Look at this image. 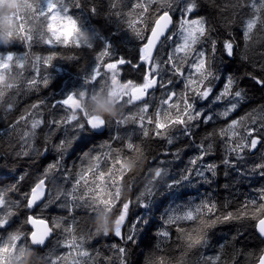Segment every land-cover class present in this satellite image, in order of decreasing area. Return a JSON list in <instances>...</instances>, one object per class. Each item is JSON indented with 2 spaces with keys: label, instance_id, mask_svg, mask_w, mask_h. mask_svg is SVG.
Segmentation results:
<instances>
[{
  "label": "trees",
  "instance_id": "1",
  "mask_svg": "<svg viewBox=\"0 0 264 264\" xmlns=\"http://www.w3.org/2000/svg\"><path fill=\"white\" fill-rule=\"evenodd\" d=\"M4 1L14 6L18 3V0ZM137 2L79 0V7H76L73 0H61L70 9L68 15L77 20L81 28L79 33H73L64 14L60 13L61 17L51 19L53 13L39 16L37 9L36 18L25 25L29 30L26 34L33 37L31 41L13 39L18 23H10L9 19L0 16V56L12 53L14 57L7 71L0 69V72L5 73L6 82L14 85L11 89L4 88L5 95L0 98V195L6 201L0 206V218L12 213L8 217V224L0 227V246L8 243L9 237L15 232L29 234L28 218L31 215L57 225L48 248L41 250L44 254L31 247H20L26 240L18 241L17 251L9 257V264H47L42 258L45 254L55 264H122L123 260H126V264H166L163 259L150 254L154 240L160 250L172 243L176 245L178 260L174 264H217V257L219 264H256L260 258V254L254 255L250 248L256 230L252 226L254 221L247 218L243 224L221 221L207 229V246H197L194 240L201 229L205 228L209 214L204 205L208 202L215 205L212 209L214 218L224 217L217 215L221 198L226 207H236V211L231 213L233 217L259 215L261 206H264V193L261 192L264 189V178L258 175L241 177L223 164V172L219 167L218 174L210 178V183L199 176H193L170 190L167 185L171 183L169 173L179 179L187 169L200 168L208 162L219 164L220 153L225 158L226 145L218 132V137L211 140L213 154L204 157L203 161L197 159L199 145L208 143L206 136L199 135L202 130L223 123L222 128L227 137L238 140L241 129L251 124L246 114L264 107L263 103L240 114L256 100V87H260L264 97V87L257 85L248 76L251 73L264 78V31H261L259 21L253 30L252 39L247 42V48L243 37L248 19L258 16L264 20V8L257 2L256 8L261 9L257 12L250 0H215L214 4L209 0H199L200 7L193 16L204 17L212 30V36L218 41L214 59L220 78L212 81L214 94L224 91L225 78L230 73L237 78L238 86L245 90L246 98L227 120L217 118L210 124H200L193 129L194 137L189 139L180 134L178 125H171V120L175 119V109L160 104L165 89L159 86L149 89L141 100L128 105L120 102L122 97L127 99L125 90L114 92L117 86L127 88L123 83L129 80L136 84L144 82L147 64H142L139 57L140 48L149 31L138 20L141 10L134 7ZM139 3L142 6L147 3L149 13L153 8L166 7L161 4V0H155L154 3L139 0ZM239 4H243V7H238ZM180 15L177 7L172 12L177 21L172 33L175 38L163 41L153 57L155 61L166 60L173 53L174 47L183 43L178 25ZM144 19L148 21V16L145 15ZM49 24L51 31L48 30ZM235 30L237 35L234 40L232 33ZM49 39L52 42L46 43ZM226 39L234 43L232 57H227L223 52L222 42ZM106 46L108 54L104 55ZM201 47L206 46L196 45L197 49ZM245 55L247 60L242 59ZM175 56L180 59L184 53H176ZM121 57L140 67L134 68L129 64L120 66L118 79L121 82L113 81L104 75V65ZM192 59L190 55L186 60H180L183 77L165 70L163 64L160 66L164 81H173L168 87L176 93L177 103L189 78L193 81L189 84L190 91L199 77L191 65ZM95 68L100 69L101 78L85 87L84 80L90 77ZM45 79L48 81L47 86L44 84ZM32 80L36 83L29 85L28 82ZM247 82L250 87H246ZM0 87H6L3 81H0ZM75 92L77 99L74 105L77 104L79 111L56 104ZM101 101L111 105V114L95 112L96 104ZM227 103L228 98H225L223 102L210 107L220 113ZM53 104L56 106L53 107ZM145 104L148 107L142 113ZM32 105L38 107L34 109ZM76 111L81 121L83 113L88 117L100 115L106 121H121L124 125L113 122L102 135L90 130L80 131L75 127L77 121L68 122ZM254 118L259 119V116L254 114ZM35 120L41 123L32 129ZM150 120L152 123H149ZM231 120L240 123L229 130L228 123ZM156 122L170 125L159 130L161 136L154 135L157 131ZM141 124L143 127H140ZM145 131L148 132L147 136L143 134ZM24 133L29 135L25 137ZM168 139H172L173 143L168 144ZM231 139L227 143L228 148L231 147ZM61 141L67 142L62 159L61 152L56 148ZM129 142L134 145L133 149L127 147ZM45 146L46 152L43 151ZM24 152L29 154L23 155ZM262 155L264 147L254 155L245 152V159L240 161L238 167L250 168L261 161ZM193 159H197L196 165L190 164ZM58 160L59 169L55 172L57 179H51L50 174L48 180L50 192L47 201L39 208L29 210L24 207L23 194L29 193L35 182L42 178L45 169ZM116 160L122 164L113 168ZM158 169L161 173L159 178L156 177ZM112 173H115V180L110 178ZM21 176L23 180L19 179ZM14 187L15 190H12ZM62 193H72L77 198L81 193H84L85 198L95 195L99 200L107 198L111 193L113 201L111 206L98 204L93 214L84 207L69 212L65 205L72 201ZM140 193L149 202V208H141L136 202ZM129 199L132 203L122 233L126 235L138 217H146L149 224L146 228L142 224L138 225L137 242L125 245L123 240L112 234L103 236L99 222L102 220L106 225L114 224L115 231L120 226L117 221L122 201ZM76 203L81 201L77 199ZM197 207H201V212H196ZM190 210L193 219L181 218ZM160 231H167L169 236L159 235ZM90 234L94 237L81 245L79 237L87 238ZM113 245L126 246V257H122Z\"/></svg>",
  "mask_w": 264,
  "mask_h": 264
},
{
  "label": "snow or ice",
  "instance_id": "2",
  "mask_svg": "<svg viewBox=\"0 0 264 264\" xmlns=\"http://www.w3.org/2000/svg\"><path fill=\"white\" fill-rule=\"evenodd\" d=\"M149 2L154 3L155 0H149ZM210 3H215V0H209ZM259 2L261 8H264V0H250L251 6L259 12L261 9L256 8V3ZM42 3L44 6H42ZM41 2H37V0H33L32 3L26 4L25 12L23 14H19L18 19V28L17 31L13 34V39H23L27 41H31L33 39L32 35L26 34L29 30L26 29L25 25L29 22V20L35 19L37 16V9H39V16H47L49 13H53L50 17L51 19H55L57 15L63 13L68 21V24L76 35L81 30L77 25V20L73 18L71 15H68L70 9L69 7L61 3V0H42ZM74 6L79 7V0H73ZM162 5H166V7L162 6L159 9L153 8L151 13L148 11V4H144L143 6L138 2L134 5L136 8H140L141 12L138 15V20L141 26L147 28L150 32V36L145 37L146 43L140 48V61L142 64H147V68L144 75V82L142 84H136L133 81L129 80L126 83H123L129 90L127 99L122 97L120 102L122 104H131L133 101H139L143 98V96L147 93L149 89H152L156 86L165 89L166 91L161 96L160 104L162 106H172L175 109V119L171 120V125H178L180 127V134L192 139L194 137L193 129L198 128L200 124H210L217 118H223L227 120L230 114L235 111L240 103L244 101L246 98V92L242 88L238 86L237 78L232 76L230 73L226 76V87L224 91L214 94V86L212 84L213 80H218L219 77V69L215 67V55H216V44L218 41L212 36V30L210 29L207 20L204 17L193 16L200 7L199 0H176L173 3V0H161ZM238 7H243V4L237 5ZM180 11L181 15L179 17L178 25L180 36L182 37V44H178L174 47V51L172 54H169L167 59L164 61H155L153 59L152 53L153 50L157 48V45L162 44L164 40H168L170 38L174 39V34L169 33V27L173 24L172 12L176 10ZM95 11V9H93ZM148 16V21H145L144 16ZM258 21L260 23L261 31H264V20H261L258 16L250 18L247 20L245 29L243 32V37L245 40V48H247V42L252 39V33L254 28L257 27ZM48 30L51 31V25L49 24ZM135 33V29H133ZM43 38V35H41ZM46 43H51L52 41L49 39L45 41ZM62 42V41H61ZM77 44H79L77 42ZM202 44L206 47H201L199 49L196 48V45ZM210 45V47H207ZM223 52L227 57H232L234 55V43L231 39H226L222 42ZM184 53V57L177 59L176 53ZM108 54V46H106V50L104 55ZM192 56L193 59L191 61V65L195 68L196 72L199 73V77L194 82L195 87H192L189 91V84L193 83L189 78V83L185 85V91L181 93L179 103L176 102V93L170 89L168 86L173 83L171 79L164 81L163 76L161 75L160 66L164 65L165 70H170L173 74L179 75L181 77L184 76V72L180 67V60H186L189 56ZM211 57V59H210ZM14 57L12 53H8L5 56H0V69L7 71ZM242 59L247 60V56H243ZM129 64L134 68L140 67L139 64H133L132 61L127 60L125 58H117L114 62H109L104 65L106 71L104 73L105 76L111 77L113 81H119L118 76L120 74V66ZM22 67V65H20ZM264 70V69H262ZM249 78L253 79L255 83L261 87H264V78L256 77L255 75L249 73ZM98 78H101V72L99 68H95L91 73L90 77L84 80V85L86 87L89 83H95ZM0 81H3L6 87H0V98L5 95L4 88L11 89L14 87L12 83L6 82V77L4 72H0ZM29 85L35 84L36 81L32 80L28 82ZM48 81L45 79L44 84L47 86ZM84 87V88H85ZM225 98H228V103L225 106L224 110L220 113H216L214 108L210 107V105H214L217 103H221ZM77 99V94L72 93L68 94L65 99L62 101H57L56 104L67 105L70 106L71 109L75 107L74 101ZM56 104L52 106L55 107ZM183 105L181 108L180 105ZM199 105V107H198ZM11 107V106H9ZM35 109L38 106L32 105ZM147 104L145 107L141 109V112L147 110ZM78 110V109H77ZM79 111V110H78ZM80 113V112H79ZM160 113L158 112L157 115ZM254 114L259 116V119L254 118ZM167 115V113H165ZM246 118L251 121V124L246 129L242 128L239 134V139H231L227 137L225 129H220L219 135L222 141L225 143V158L222 160L224 165H227L229 168L233 169L239 176L241 177H249L250 175H258L261 178H264V155L261 157V161L259 163L253 164L250 168L246 167H238L240 161L245 159V152L250 154H255L260 148L264 147V107H261L259 110H253L252 113L246 114ZM23 119V117H22ZM77 121L75 127L80 131H102L107 125L115 122L117 125H124L121 121H104L100 120L98 122L93 121L90 117L84 115L82 113V121L81 117L74 113L70 116L68 122ZM39 120H35L32 123V129H36L40 125ZM55 123V121L53 122ZM149 123H152L150 120ZM240 121L231 120L228 123V129H233ZM170 126L161 124L156 122L155 127L157 131L154 133L156 136H161L162 133L159 131L160 129ZM143 127V124L140 125ZM144 136L148 135V132L145 131ZM29 134L24 133V136L27 137ZM216 132H212L207 134L206 140L208 143H201L199 145V156L197 159L203 161L204 157L208 155H212L213 144L211 140L214 136H216ZM235 135V133H234ZM231 139V147H227L228 141ZM168 144H172L173 140L168 139ZM67 142L61 141V143L56 146L57 150L62 153L66 150ZM127 147L129 149H133L134 145L129 142ZM43 151H47V147L45 146ZM136 151L140 152L139 149ZM28 152H24L23 155H28ZM143 155V153H140ZM19 155V153H18ZM197 159H193L190 161V164L196 165ZM124 162V161H123ZM121 161L116 160L115 164L112 165L113 168L117 166H121ZM220 167L218 163L208 162L201 166L200 168H190L185 171V173L179 178H175L169 173V180L171 183L167 185V189H172L175 186L179 185L182 182L189 181L193 176H199L203 180L211 182L210 178L215 177L217 173V169ZM59 169V160L49 165L45 171L42 173V178H40L37 182H35L34 186L31 188L29 193H25L24 195V207L31 210L33 207L37 205V202L42 199L50 190L48 189V180L57 179L55 176V172ZM160 170L158 169L156 172V177L159 178ZM227 174V173H226ZM103 175V173H101ZM151 175V173H150ZM110 178L115 180V173H112ZM23 180L24 177L21 176L19 178ZM77 184L80 183L79 180L76 181ZM114 187V185L112 186ZM15 190V187L12 189ZM91 191V190H89ZM264 193V189L261 190ZM62 195L68 196L71 203L65 205L69 212L79 208L84 207L89 210L91 214L94 213L95 207L98 204H105L111 206L113 201V197L111 193L108 194V197L99 200L95 195L88 196L85 198L84 193H81L79 198L75 197L72 193H62ZM79 199L81 203H76V200ZM136 202L139 204L141 208L147 209L150 207L149 202L144 199V194H139L136 198ZM6 203L3 195H0V206H3ZM132 200L129 199L127 201H122V208L118 212V225L119 227L112 233H104L103 236L107 237L109 234L114 235L117 238H120L124 241L125 245L128 243H136V229L138 225H143L145 228L148 226L149 221L146 217H138L135 224L132 225L131 229L128 231L126 235L122 233V226L128 216L130 205ZM215 205L211 202H208L204 205V208L208 211V217L206 220L205 228L201 229L200 234L194 240V244L197 246H207L209 243L207 229L214 227L218 222H232V223H240L243 224L247 219H250L253 222V228L256 230L258 236L264 240V206H261V211L259 215L248 217L246 216H238L233 217L231 214L225 215L222 218H214L215 213L212 212V209ZM196 212H201V207H197ZM12 213L9 212L3 218H0V227H5L8 224V217L11 216ZM183 219L191 220L193 219V212L188 211ZM29 221L35 223V220L29 216ZM57 227L56 224H53L51 227L45 228L42 232L32 231L29 234H24L22 232H15L9 237V242L4 243L0 246V264H9V257L17 251V242L26 240V243L21 244L20 247H31L34 248L37 252L44 254L41 250L44 248L46 241L52 234V232ZM243 233H241L242 235ZM159 235L168 237L169 233L167 231H160ZM94 236L89 235L87 238L84 236L79 237V243L83 245L86 240L92 239ZM117 251L121 254L122 257H126L127 248L126 246H116ZM87 255V252L83 253ZM47 264H55L54 261L50 259V257L45 254L43 257ZM122 264H126V260L122 261ZM217 264H219V257H217ZM258 264H264V254L259 258Z\"/></svg>",
  "mask_w": 264,
  "mask_h": 264
},
{
  "label": "rangeland",
  "instance_id": "3",
  "mask_svg": "<svg viewBox=\"0 0 264 264\" xmlns=\"http://www.w3.org/2000/svg\"><path fill=\"white\" fill-rule=\"evenodd\" d=\"M33 0H18V3L14 6L12 5L10 2L6 3L4 0H0V16L6 17V20H10V23L13 22H17L18 23V15L19 14H23L26 4L28 3H32ZM37 2H41V0H37ZM63 14V13H62ZM56 17H61V14L57 15ZM8 23V22H7ZM4 26L6 27V23L4 21ZM9 26V23H8ZM2 30H6L7 29H2ZM236 30L234 33H232V37L235 40L236 39ZM246 87H250L249 82L246 83ZM255 97L256 100L255 102L251 103L250 105L246 106L241 112L240 114H244L248 111H250L251 109L261 105L264 103V97L262 94V91L260 89V87H256L255 89ZM223 124L219 123L213 126H210L209 128H206L204 130H202L199 135L200 136H207V134L212 133V132H216L217 135L214 136L213 138H217L218 137V132L219 130L222 128ZM223 156L220 153L219 154V164H220V171L223 172ZM220 172V173H221ZM222 184V181L220 183V185ZM236 211V207H226L225 206V202L224 200L221 198L220 202H219V206H218V214L219 216H225L227 214H231L233 212ZM251 250L253 251L254 255L256 254H262V251L264 249V241L258 237L255 236L253 239V243L252 246L250 247ZM150 254L152 256H156L158 258H161L165 261L166 264H174L175 262H177L178 260V252H177V248L176 245L174 243L170 244L168 247H166L163 250H160L157 248L156 246V241H153V245L150 249ZM258 254V255H259Z\"/></svg>",
  "mask_w": 264,
  "mask_h": 264
},
{
  "label": "water",
  "instance_id": "4",
  "mask_svg": "<svg viewBox=\"0 0 264 264\" xmlns=\"http://www.w3.org/2000/svg\"><path fill=\"white\" fill-rule=\"evenodd\" d=\"M173 28H174V19H173V24L169 27V30H168L169 33L172 32ZM149 36H150V34H149ZM159 46H160V44L157 45V48L153 50L152 56H154L158 52ZM92 120L95 121V122H98V121L104 120V119L101 118L100 116H98V117L95 116V117L92 118ZM106 129H107V126L102 131H96V132L99 133V135H101V134L105 133L104 131H106ZM47 194L45 196H43L40 201L37 202V205L36 206L39 207L40 205H42L43 203H45V201L47 199V197H46ZM32 218L35 220V223H32L31 221L28 222V225H29L30 229H32V231L42 232L45 228L51 227L50 222H48L47 220L38 219V218H35L34 216ZM52 233H54V232H52ZM52 236H53V234H51L50 237L48 238V240L46 241V244H45L44 248H46V246L48 245V243L51 240ZM262 254H264V249L262 251ZM258 262H259V260H258ZM258 262L256 264H258Z\"/></svg>",
  "mask_w": 264,
  "mask_h": 264
},
{
  "label": "clouds",
  "instance_id": "5",
  "mask_svg": "<svg viewBox=\"0 0 264 264\" xmlns=\"http://www.w3.org/2000/svg\"><path fill=\"white\" fill-rule=\"evenodd\" d=\"M96 113L111 114L113 109L111 105L106 101L98 102L95 106ZM99 227L102 233H112L114 232V224L106 225L102 220L99 222Z\"/></svg>",
  "mask_w": 264,
  "mask_h": 264
},
{
  "label": "bare ground",
  "instance_id": "6",
  "mask_svg": "<svg viewBox=\"0 0 264 264\" xmlns=\"http://www.w3.org/2000/svg\"><path fill=\"white\" fill-rule=\"evenodd\" d=\"M48 189L50 190V187H49V185H48ZM49 192H50V191H49ZM49 192H48V194H47V196H46V197H47V199H48V196H49ZM47 199H46V201H47ZM46 201H45V202H46ZM43 204H44V203H43ZM43 204H42V205H43ZM40 206H41V205H40ZM36 207H38V206H36ZM36 207H33L32 209H34V208H36ZM38 208H39V207H38ZM31 217H33V216L31 215Z\"/></svg>",
  "mask_w": 264,
  "mask_h": 264
}]
</instances>
